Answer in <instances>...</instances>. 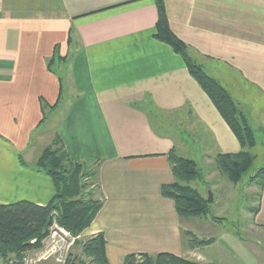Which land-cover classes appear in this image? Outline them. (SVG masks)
<instances>
[{"label":"crops","instance_id":"1","mask_svg":"<svg viewBox=\"0 0 264 264\" xmlns=\"http://www.w3.org/2000/svg\"><path fill=\"white\" fill-rule=\"evenodd\" d=\"M42 1L48 6L30 7ZM163 2L172 32L264 130V0ZM45 7L53 14H24ZM157 21L155 0H0V204L51 201L54 183L34 164L59 135L73 162L98 167L103 207L81 237L103 235L110 264L191 252L183 219L161 193L175 182L176 134L190 145L185 129L204 131L198 143L216 155L242 150L182 57L155 39ZM56 45L71 55L59 121L47 146L34 147L41 101L53 106L61 94L47 66ZM258 207L252 223L264 228V189ZM221 235L212 245L236 264H264L236 234Z\"/></svg>","mask_w":264,"mask_h":264},{"label":"trees","instance_id":"2","mask_svg":"<svg viewBox=\"0 0 264 264\" xmlns=\"http://www.w3.org/2000/svg\"><path fill=\"white\" fill-rule=\"evenodd\" d=\"M155 1L158 9L155 39L168 44L182 57L192 77L211 99L244 149L236 154H217L215 157L218 170L231 181L239 182L255 160L254 156L248 152L256 145L255 132L229 92L201 65L194 62L188 46L172 32L163 0ZM69 42L71 44V34ZM67 62V57L60 55L59 46L56 45L54 55L48 60L47 66L49 71L58 76L61 94L53 106L41 101L42 125L50 120L48 113L51 112L54 116L63 102L62 91L68 74ZM169 161L175 182L162 187V196L174 202L176 212L182 218L207 217L210 214L208 201L186 185L189 181L202 177L197 161L183 158L175 151L170 153ZM22 165L25 164L22 162ZM34 168L52 179L54 196L46 206H39L28 201L0 204V260L3 264H23V259L28 252L42 247L54 222L73 236L80 237L103 207V200L96 198L99 188L97 165L92 167L73 162L59 135H56L52 144L40 153ZM92 178L96 179L97 183H94ZM258 178H260L258 184L262 192L264 168L259 171ZM258 210L259 207L254 210V213ZM183 235L192 237L191 233L184 232ZM213 242L214 239L198 243L204 246ZM76 243L78 244V241ZM105 246L106 241L103 235L91 237L82 245L83 257L74 256L71 253L67 264H110L106 257ZM137 256L128 255L124 264H197L171 254H159L155 257L139 255L143 259L141 262L137 261Z\"/></svg>","mask_w":264,"mask_h":264},{"label":"rangeland","instance_id":"3","mask_svg":"<svg viewBox=\"0 0 264 264\" xmlns=\"http://www.w3.org/2000/svg\"><path fill=\"white\" fill-rule=\"evenodd\" d=\"M45 2L46 1H42L40 5H38L36 2H30V7L33 8L35 6L42 5L48 6ZM46 8L47 7H45V9L43 10L45 12L42 13L24 14H53L52 12L54 10ZM66 57L67 60H69L71 55H68ZM191 58L194 60V62L201 65L205 69V67L201 62H199L196 57L192 55ZM50 116H52L51 112L48 113V117L50 118V120L45 123L44 127L40 130V135L34 136V144L32 146L35 147L37 146V144H40L42 147H44L47 146L51 137L53 139V136H51V134H53V132L55 131L56 125L59 121L58 116H60V114L56 113L54 116ZM250 126L252 127L251 124ZM185 127H187L186 124ZM252 129L255 132L257 141L256 145L252 149H249L248 152H250L254 156L255 160L253 162V165L248 169L245 176L239 182L231 181L228 177L223 175L218 170L215 163L216 152H214L213 146V149L211 150L210 147L207 146L206 148L208 149L206 150L205 147H202L204 145L203 143H198V138L204 135V131L202 132L200 130L186 128L185 132L190 135L192 140V144L190 145H186L185 142L178 136V134L175 133L177 144L176 151L178 155L181 157L183 156V158H192L196 160L199 168L201 169L200 174L202 177L191 180L186 183V185L194 189L205 200H208L209 191L213 193V201L212 203H209L210 214L207 217H180L184 221L183 231L185 233L192 234V237L185 236V245L191 249L188 257L185 258L187 261L197 264H215L216 262V264H236L235 261L230 256H228V254L219 246H214L212 245L213 243L210 245L201 246L198 243L200 241H208L214 238L218 240L222 236L221 233L225 232V230L236 234L238 238L246 243V245L250 249L254 250L256 252V255L264 261V228H258L252 223L253 213L254 210L258 207L259 194L261 192V187L258 184L260 179L258 178V173L262 168H264V130L257 125L252 127ZM206 135L207 134H205V136ZM37 141L39 143H36ZM205 141L209 142L208 144L210 146L212 145L210 139L207 138ZM190 149L191 152L193 151L192 153L190 152ZM243 150L244 149L242 148L241 151ZM206 154L207 157H209H206V159H204L203 155ZM93 180L94 183H97L96 179ZM96 198L101 199L100 196H97ZM214 218L218 220H212ZM55 223L59 227H62L57 222ZM89 238L90 237L80 236L77 240L78 244L75 243L70 251V254L72 253L74 256L83 257L82 245ZM46 247L47 244H43L40 249L28 252L24 257L23 262L25 263L28 261L29 264H58L53 257L37 262V260L44 254V248ZM137 257L138 262H141L143 260L141 256ZM216 257H218V259L220 260L217 261ZM213 260H215L216 262ZM0 264H3L2 261H0Z\"/></svg>","mask_w":264,"mask_h":264},{"label":"built area","instance_id":"4","mask_svg":"<svg viewBox=\"0 0 264 264\" xmlns=\"http://www.w3.org/2000/svg\"><path fill=\"white\" fill-rule=\"evenodd\" d=\"M78 238L54 222L47 238L43 241V244H47V247L44 248L45 252L37 262L53 257L58 264H67L70 251ZM23 264H29V262H23Z\"/></svg>","mask_w":264,"mask_h":264},{"label":"water","instance_id":"5","mask_svg":"<svg viewBox=\"0 0 264 264\" xmlns=\"http://www.w3.org/2000/svg\"><path fill=\"white\" fill-rule=\"evenodd\" d=\"M208 203H212L213 201V193L211 191H209V197H208Z\"/></svg>","mask_w":264,"mask_h":264}]
</instances>
